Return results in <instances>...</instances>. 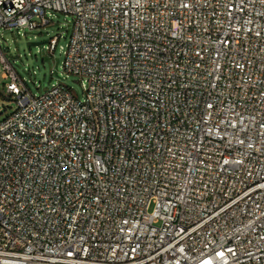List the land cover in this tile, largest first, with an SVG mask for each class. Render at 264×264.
Here are the masks:
<instances>
[{"label":"built area","instance_id":"obj_1","mask_svg":"<svg viewBox=\"0 0 264 264\" xmlns=\"http://www.w3.org/2000/svg\"><path fill=\"white\" fill-rule=\"evenodd\" d=\"M55 13L85 94L0 57V264H264V0H0V31Z\"/></svg>","mask_w":264,"mask_h":264},{"label":"rangeland","instance_id":"obj_2","mask_svg":"<svg viewBox=\"0 0 264 264\" xmlns=\"http://www.w3.org/2000/svg\"><path fill=\"white\" fill-rule=\"evenodd\" d=\"M53 24L35 31H0V57L6 58L23 79L33 95H43L57 83L70 88L79 99L84 97L82 79L70 75L64 69V50L68 43L70 17L55 13ZM62 36L57 42L56 52L51 55L46 49L51 39ZM0 64V123L15 111V102L6 91L7 80Z\"/></svg>","mask_w":264,"mask_h":264}]
</instances>
